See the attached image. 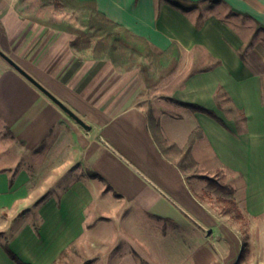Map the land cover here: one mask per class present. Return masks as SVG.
Instances as JSON below:
<instances>
[{
  "label": "crops",
  "instance_id": "obj_1",
  "mask_svg": "<svg viewBox=\"0 0 264 264\" xmlns=\"http://www.w3.org/2000/svg\"><path fill=\"white\" fill-rule=\"evenodd\" d=\"M17 1L0 0V48L88 127L0 67V264H65L78 249L77 264H264V0H91L154 53L179 48L152 86L139 67L81 57L74 34ZM148 109L179 147L200 130L195 174L232 187L243 219L161 152Z\"/></svg>",
  "mask_w": 264,
  "mask_h": 264
},
{
  "label": "trees",
  "instance_id": "obj_2",
  "mask_svg": "<svg viewBox=\"0 0 264 264\" xmlns=\"http://www.w3.org/2000/svg\"><path fill=\"white\" fill-rule=\"evenodd\" d=\"M50 4L67 7L75 13L77 25L59 21L52 23V26L75 35L70 45L81 57L109 59L121 71L139 67L147 86L156 84L161 78L173 72L178 64L180 50L174 44L162 53H154L147 42L125 33L121 25L105 16L91 0H40L41 6ZM173 4L177 5L175 2ZM185 105L195 111L214 116L213 111L203 106L193 103ZM147 119L152 136L161 152L183 172L205 180V192L215 196L224 213H232L236 218L243 219L232 187L220 182L216 177L195 174L197 162L192 155V148L200 137V130H193L185 144L179 147L165 137L160 122L151 109L147 111ZM245 245L244 240L240 258L244 257ZM80 264L91 262L86 260Z\"/></svg>",
  "mask_w": 264,
  "mask_h": 264
},
{
  "label": "rangeland",
  "instance_id": "obj_3",
  "mask_svg": "<svg viewBox=\"0 0 264 264\" xmlns=\"http://www.w3.org/2000/svg\"><path fill=\"white\" fill-rule=\"evenodd\" d=\"M24 1L25 0H18L17 4L21 5V2L23 3ZM20 11L24 16L40 18L49 24H52L54 22H59V21H65V22H70V23L77 25V21L75 19V13L73 11H71L67 7H62V6H58L54 4H50L47 6H41L40 0H26L25 3H23V7H21ZM0 49L4 52L2 48ZM6 64H8L11 68L16 70L0 55V67ZM212 199L213 200L210 204L211 208L215 210H219L221 208L222 210L221 204L218 201H216V198L214 195H212ZM237 226H238L239 234L242 240L243 241L245 240V242H247V240L249 239V233L247 232L248 230L247 223L245 221L244 222L239 221L237 223ZM257 235L259 238V234ZM249 251L250 250L248 249V252ZM75 254H77V256H75ZM80 259H81V252L78 249V250H75L74 255H71L70 259L65 264H77L79 263ZM241 259H244V258H241Z\"/></svg>",
  "mask_w": 264,
  "mask_h": 264
},
{
  "label": "water",
  "instance_id": "obj_4",
  "mask_svg": "<svg viewBox=\"0 0 264 264\" xmlns=\"http://www.w3.org/2000/svg\"><path fill=\"white\" fill-rule=\"evenodd\" d=\"M0 55L18 72L25 76L31 83H33L37 88H39L43 93H45L49 98H51L56 104H58L67 114H69L76 122H78L83 127H88L87 124L67 105H65L61 100H59L55 95H53L48 89H46L41 83H39L33 76H31L25 69H23L15 60H13L9 55L4 53L0 49Z\"/></svg>",
  "mask_w": 264,
  "mask_h": 264
}]
</instances>
